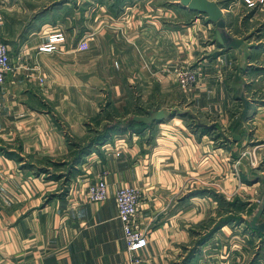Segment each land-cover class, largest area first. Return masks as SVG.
<instances>
[{"label": "crops", "instance_id": "1", "mask_svg": "<svg viewBox=\"0 0 264 264\" xmlns=\"http://www.w3.org/2000/svg\"><path fill=\"white\" fill-rule=\"evenodd\" d=\"M214 1L226 31L244 39L238 48L221 47L215 23L179 0L123 5L99 19H71L70 5L39 13L31 0H0V38L12 62L0 85V264H264V234L246 226V215L224 222L232 196L264 201V177L248 181L246 153L253 145L263 174L264 0ZM88 31L90 47L78 49ZM47 42L55 49L40 50ZM179 65L200 68L189 91L179 87ZM242 97L247 119L234 141ZM100 111L117 122L159 119L112 130L80 152L96 136L91 119ZM54 163L73 165L82 180L102 175L107 198L55 191L60 181L44 174ZM126 185L143 197L147 243L137 262L115 205Z\"/></svg>", "mask_w": 264, "mask_h": 264}, {"label": "rangeland", "instance_id": "2", "mask_svg": "<svg viewBox=\"0 0 264 264\" xmlns=\"http://www.w3.org/2000/svg\"><path fill=\"white\" fill-rule=\"evenodd\" d=\"M64 1H67V2L63 3ZM172 1L173 0H31V3H32V6H36L34 4L38 3V6H40V9L38 10L39 13H41L40 11L44 10L43 7L45 8L47 7L46 5H49L52 8L53 6L55 8L59 5H70V10H66L64 13L69 12L71 19L79 18L83 13H85V16L87 19H93L94 15L98 13V19H99V17L104 14H108V15L113 14L114 16L120 15L121 7L123 5H174ZM63 14H60V16H62ZM93 35H94L93 32L88 31L86 35L87 38H85V40H80L77 48L83 49V50L88 49L90 47V42L93 39ZM120 35H124V34L120 33ZM122 39H125V35L120 36L119 40L121 41ZM114 110L115 109H113V112ZM102 117H106L108 121H102ZM91 121H93L92 124L94 126L98 124V131H100L105 125L107 124L109 125L110 123L113 122L111 121L110 111L98 112V116L92 117ZM247 126L248 128L253 129V124L251 120H248ZM134 128L139 129V125H135ZM122 130H125V129H122ZM251 144H254V143H251ZM253 147H254L253 145L248 146V150H249L248 155H250V159L248 158V161H250V164H248V171H247L248 181H249V178L253 177L254 175H260L261 177H264V173L262 174L260 172L261 170L256 169V168H259L260 163H258L254 157V152L252 149ZM74 156L75 155H73V157ZM75 159L77 160V158ZM54 164L48 165L47 167H50V168L49 170H45L44 174L46 175L47 179H50V178L54 179L55 182L60 181L59 186H57L58 189L56 188L55 191H59L61 194H65L66 192H68L69 188L75 185H78V183H80V181L84 179V173H80L78 170H75L73 168L74 167L73 165L70 167V169H61L58 163L55 165ZM250 167L252 168V170L250 169ZM251 190L254 191V188H251ZM263 192H264V182H263V186L258 191V193L261 195L263 194ZM252 194L254 195V193L247 195L248 200L249 198H251ZM235 199L236 197L232 196L231 203H230V215L236 216V215H240V213L243 215L245 214L247 218L246 219L247 223L245 224L246 226L250 227L249 219L251 215L255 212L254 204L251 205L248 203V201L237 202ZM255 204H259V203H255ZM250 210L252 211L254 210V212L252 214H249Z\"/></svg>", "mask_w": 264, "mask_h": 264}, {"label": "built area", "instance_id": "3", "mask_svg": "<svg viewBox=\"0 0 264 264\" xmlns=\"http://www.w3.org/2000/svg\"><path fill=\"white\" fill-rule=\"evenodd\" d=\"M39 49L42 51H52L55 49V45L52 42H47L41 45ZM11 69L12 62L8 45L0 38V85L5 81L6 72ZM199 71V67L177 66L175 68V74L179 87L184 91L191 90L198 80ZM39 81H42V77H39ZM246 153L249 154V151ZM69 192H82L90 202H100L108 196L107 183L102 175L92 179L86 177L78 185L71 187ZM142 199V192L136 186H121L115 192L117 218L122 225L126 248L133 262L138 261L134 256L135 251L144 247L147 243V233L139 222L140 203Z\"/></svg>", "mask_w": 264, "mask_h": 264}, {"label": "water", "instance_id": "4", "mask_svg": "<svg viewBox=\"0 0 264 264\" xmlns=\"http://www.w3.org/2000/svg\"><path fill=\"white\" fill-rule=\"evenodd\" d=\"M179 3L192 11L204 14L206 21L215 23L216 25V29L214 31L215 40L219 43L221 47L227 49L238 48L244 42L243 38L234 37L226 31V21L223 16V12L219 4L216 3L214 0H179ZM243 100H244V110L242 114V120L238 124L232 135L234 141H238L240 139L238 130L242 126V123L247 119L248 102L244 98ZM157 116H158L157 113H150L149 117L147 118L136 117L132 120L142 121L143 123L149 125L154 120L159 119ZM263 211H264V206L262 203V205L251 215L249 219V226L255 231L264 233V221H259V218L262 215Z\"/></svg>", "mask_w": 264, "mask_h": 264}, {"label": "trees", "instance_id": "5", "mask_svg": "<svg viewBox=\"0 0 264 264\" xmlns=\"http://www.w3.org/2000/svg\"><path fill=\"white\" fill-rule=\"evenodd\" d=\"M239 123V121H238ZM238 123L236 125H238ZM135 124L139 125V129H143L145 127L148 126V124L143 123L142 121H135V120H131V121H127V122H117V121H113L112 123H110L109 125H105L100 131H97L96 136L92 137L91 139H89L88 143L85 146L80 147V152H86L88 150V146H90V144L94 143L95 141H98V143L100 141H102L112 130L114 129H134ZM261 206L262 203L259 204H254V210H256V208L258 206ZM259 206V207H260ZM263 206H264V202H263ZM258 207V208H259ZM257 208V209H258ZM253 210V211H254ZM249 214H252V210L249 211ZM231 220V221H239L242 220L241 217H239L238 215H232L229 218H224V222ZM262 234H264L263 232H261Z\"/></svg>", "mask_w": 264, "mask_h": 264}]
</instances>
